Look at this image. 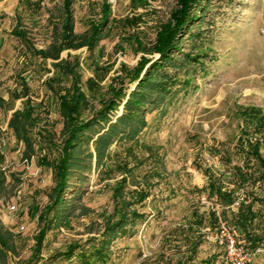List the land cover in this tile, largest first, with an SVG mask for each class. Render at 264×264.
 Here are the masks:
<instances>
[{
  "label": "rangeland",
  "instance_id": "374dc122",
  "mask_svg": "<svg viewBox=\"0 0 264 264\" xmlns=\"http://www.w3.org/2000/svg\"><path fill=\"white\" fill-rule=\"evenodd\" d=\"M70 1L75 34L99 25L105 6L109 14L94 49L63 51L61 59L77 58L79 84L87 95L89 81L94 82L97 99L120 84L128 95L136 86L129 80L140 61L148 60L144 70L158 61L153 52L156 33L170 21L176 0ZM204 1L203 13L190 12L198 16L194 28L185 33L183 28L180 37L181 52L195 55L199 65L190 66L184 76L181 70L180 83L170 89L162 106L144 114L140 134L131 140H115L102 151L100 165L93 141L105 130L82 143L80 153L88 167L68 179L62 211L68 218L46 233L38 257L32 252L40 226L31 212L46 205L54 179L49 169L36 162L41 152L24 162L23 145L6 127L12 111L21 109V100L13 104V110H7L8 105L0 107V169L7 189L0 197V224L12 235V247L0 253V264H81L76 254L88 251L85 241L101 232L104 219L113 211L114 189L122 184L119 194L125 201L134 191L148 194L145 202L134 206L145 218L132 236L111 242L107 264H221L224 249L218 242V224H206L193 235L186 226L193 211L218 215L219 206L204 190L208 178L232 188L230 167L241 164L233 153L248 118L246 110L264 115V0ZM62 18V0H0V98L7 102L18 77H24L31 100L40 103L41 115L48 111L47 123L56 145L62 121L55 98L43 86L53 75L52 62L33 56L11 33L21 31L33 48L44 49L56 40ZM179 56L174 57L178 60ZM166 71L170 73L171 68ZM124 101L110 115L111 123L122 113ZM98 107L95 100L81 117L88 118ZM153 169H157L155 176ZM11 204L14 211L8 210ZM72 244L80 247L71 257L57 256ZM244 253L245 264H264V247Z\"/></svg>",
  "mask_w": 264,
  "mask_h": 264
},
{
  "label": "trees",
  "instance_id": "16d2710c",
  "mask_svg": "<svg viewBox=\"0 0 264 264\" xmlns=\"http://www.w3.org/2000/svg\"><path fill=\"white\" fill-rule=\"evenodd\" d=\"M204 2V0H176L177 7L171 13L170 21L161 25L156 33L153 52L159 56L158 61L152 63L146 70L144 68L148 60L140 61L129 80L136 82V86L128 95L120 84L118 88H110L108 93L97 99L94 82L90 81L89 95H87L79 84L77 58L67 61L60 57L63 51L95 48L109 14L108 6L101 10L102 20L99 25L90 26V30L86 33L75 34L70 12L71 1L62 0L63 18L59 25L58 36L44 49L33 48L24 33L12 31L11 35L21 40L33 56L43 62L47 60L52 62L53 75L44 80L43 86L55 98L62 121L59 142L56 145L55 133L47 123L48 111H45V116L41 115L43 111L39 109L40 103L31 100L29 87L22 76L18 77L17 87L11 91L9 100L6 102L0 98V107L4 108L8 105L7 110H13V104L21 100V109L12 111L6 127L23 145L22 158L28 162L41 152L42 155L37 156L36 162L40 167L49 169L54 179V186L48 194L46 205L42 209L35 207L31 212L40 226L34 239L32 256L38 257L46 233L52 227H61L66 222L65 218H68L62 213L66 203L64 194L68 179L75 172L88 167L81 157L82 143L87 144L94 133L105 130L93 141L95 160L100 165L102 151L115 140H131L140 134L145 126L144 114L162 106L170 89L180 83L177 77L181 70L184 76L188 74L189 71L185 73V70L191 68L190 66L199 65L195 55L181 52L180 37L194 28L192 24L198 16H191L190 12L197 9L199 13H203ZM198 20L202 21V16ZM124 22L134 24L127 19ZM183 28L184 33H181ZM175 55H180V58L177 60ZM165 67L171 68V72L168 73ZM143 70L144 74L140 76ZM66 82H69V85H66ZM95 100L99 107L92 109L88 118H82L84 110L88 105H93ZM123 101L122 113L114 123H111L110 115ZM246 111L248 118L244 120L245 127L241 129L233 153L241 164L230 167L232 188L227 189L219 181L208 178L204 190L208 198H214L220 211L218 215L215 211H208L206 214L193 211L186 231L191 235L198 234L206 224L214 227L221 221L232 229L236 238L241 240V242L237 241L238 244H243L246 249L255 252L264 247V115L254 109ZM86 157L87 161H90L91 153ZM1 161L0 156V164ZM229 161L228 157L224 164L228 165ZM154 170L157 169H153L151 173L155 176L157 173ZM122 186L123 184L115 187V192L113 191L115 202L113 211L104 219L101 232L96 238L92 237L85 241L88 251L82 250L76 254L81 264H107L110 259L111 242L116 237L132 236L137 223L145 218L144 213L136 211L134 206L145 202L148 194L134 191L128 193L129 199L125 201L119 194ZM6 190L5 176L0 169V197L6 193ZM234 203H237L235 210L232 208ZM198 242L200 241H195L192 247L194 250L199 245ZM11 247L12 235L0 224V253L4 254ZM79 247L78 244L69 245L64 253L57 256L69 258Z\"/></svg>",
  "mask_w": 264,
  "mask_h": 264
},
{
  "label": "built area",
  "instance_id": "2783aa9c",
  "mask_svg": "<svg viewBox=\"0 0 264 264\" xmlns=\"http://www.w3.org/2000/svg\"><path fill=\"white\" fill-rule=\"evenodd\" d=\"M24 162H27L24 160ZM237 206V203H235ZM16 209L15 205L11 204L8 206V210L14 211ZM218 226L220 228L219 234L220 245L224 249V259L221 264H245L248 259H246V248L243 245L238 244L234 233L231 228L227 227L223 222L219 221Z\"/></svg>",
  "mask_w": 264,
  "mask_h": 264
}]
</instances>
